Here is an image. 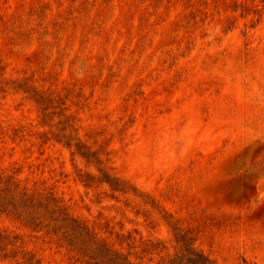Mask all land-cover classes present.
Returning a JSON list of instances; mask_svg holds the SVG:
<instances>
[{"label":"rangeland","instance_id":"1","mask_svg":"<svg viewBox=\"0 0 264 264\" xmlns=\"http://www.w3.org/2000/svg\"><path fill=\"white\" fill-rule=\"evenodd\" d=\"M64 121L127 194L81 182L98 171L53 139ZM0 170L137 260L189 230L216 264H264V0H0ZM4 230L12 255L83 264Z\"/></svg>","mask_w":264,"mask_h":264},{"label":"trees","instance_id":"2","mask_svg":"<svg viewBox=\"0 0 264 264\" xmlns=\"http://www.w3.org/2000/svg\"><path fill=\"white\" fill-rule=\"evenodd\" d=\"M36 95L38 97L31 98L42 110L43 123L50 124L53 119L48 118L47 111L53 99L41 93ZM63 124L64 127L56 130L53 139L68 148H73V155L80 156L98 171V174H87L81 182L87 187H91L92 182H96L97 185L106 184L114 193L127 194L129 188L126 182L111 174L98 154L80 140L74 125L67 121ZM0 216L8 217L32 233L56 240L83 264H216L197 245L196 238L189 230L175 232L173 253L161 256L156 261L152 257L147 263L143 258L137 260L98 237L88 224L72 216L54 193L25 186L15 175L2 170H0ZM20 241L19 235L7 230L0 231V261L13 259L16 264H40L34 254L24 249L21 250V257L17 251H13L14 255L11 254L14 248H23ZM160 246V243L147 242L144 252L154 254L160 251Z\"/></svg>","mask_w":264,"mask_h":264}]
</instances>
